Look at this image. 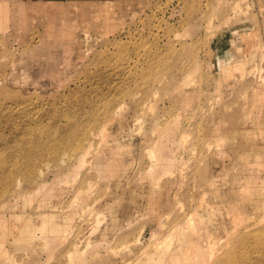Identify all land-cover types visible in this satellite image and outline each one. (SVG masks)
<instances>
[{
	"label": "rangeland",
	"instance_id": "374dc122",
	"mask_svg": "<svg viewBox=\"0 0 264 264\" xmlns=\"http://www.w3.org/2000/svg\"><path fill=\"white\" fill-rule=\"evenodd\" d=\"M0 5V264H264V0Z\"/></svg>",
	"mask_w": 264,
	"mask_h": 264
},
{
	"label": "bare ground",
	"instance_id": "6f19581e",
	"mask_svg": "<svg viewBox=\"0 0 264 264\" xmlns=\"http://www.w3.org/2000/svg\"><path fill=\"white\" fill-rule=\"evenodd\" d=\"M1 7H2V6L0 5V9H1ZM6 13H7V12H6ZM6 13H5V14H6ZM6 15H7V14H6ZM6 15H5V16H6ZM120 106H121V105H119V107L116 109V111H115V110H112V111L108 110V111H106V114L104 115V116H105V119H106V120L104 119V121H105L104 123H105V124H102L103 126H101V128L99 127L100 129L97 128L98 126H96V128L99 129V132H100V130H103L104 127H106L107 124H110L112 121H114V120L116 119V118H115L116 116H119V115H117V112H119L118 110L121 109ZM102 128H103V129H102ZM165 130H166V128H165ZM167 130H168V129H167ZM169 131H170V129H169ZM104 132L106 133L105 130H104ZM101 133H103V131H102ZM166 133H167V132H166ZM168 133H169V132H168ZM103 137H106V136L104 135ZM158 141H159V140H158ZM158 141H156V142H158ZM160 141L162 142V140H160ZM133 142H134V141H133ZM159 143H160V142H159ZM86 144H87V143H86ZM162 144H163V143H162ZM162 144H161V145H162ZM87 145H88V146H85V145H84V147H80V146H79V147H80V148H79V149H80V152H82L83 150H85L84 148L88 149V147H90V146H89L90 143H88ZM155 145H157V144H155ZM158 145H159V144H158ZM158 145H157V146H158ZM82 146H83V145H82ZM81 148H82V149H81ZM159 148H160V147H159ZM160 149H161V148H160ZM85 151H86V150H85ZM149 151H150V150H149ZM83 152H84V151H83ZM104 152H105V151H104ZM99 153H101V151H99ZM145 153H146V152H145ZM147 153H148V151H147ZM149 153H150V152H149ZM165 154H166V153H165ZM161 155H163V154H161ZM167 156H168V155H167ZM156 158H158V157H156ZM166 158H167V157H165V160H166ZM83 159H84L83 156H80V157H79V162H81ZM94 159H95V158H94ZM148 159H149V158H148ZM158 159H159V158H158ZM168 159H170V157H169ZM159 160H160V162L162 161L161 159H159ZM159 160H158V161H159ZM174 160H175V159H174ZM154 161H156V159H155ZM158 161H157V162H158ZM83 162H84V160H83ZM167 162H168V161H167ZM169 162H170L171 164L174 162V161H173V156H172L171 161H169ZM94 163H96V162L94 161ZM97 163H100V162H97ZM106 163H107V162H106ZM153 163H155V162H153ZM162 163H163V161H162ZM170 163H169V164H170ZM150 164H152V163H150ZM155 164H156V163H155ZM155 164H154V165H155ZM160 164H161V163H160ZM165 164H166V163H164L163 165H165ZM169 164H166V165L170 166ZM97 165H98V164H97ZM99 165H100V164H99ZM101 165H103V164L101 163ZM101 165H100V167H101ZM103 166H104V165H103ZM107 166L110 167L109 165H107ZM151 166L154 168L153 165H151ZM168 166H167V167H168ZM155 167H156V166H155ZM167 167H166V168H167ZM103 168L105 169V167H103ZM106 168H107V167H106ZM163 168H164V167H163ZM76 169H77V168H76ZM76 169H74V168L72 169L73 177H74L75 174H76ZM104 169H103V170H104ZM111 169H112V167H111ZM106 170H107V169H106ZM140 170H142V169H140ZM154 170H155V169H153V171H154ZM104 171H105V170H104ZM104 171H103V173H104ZM105 172H106V171H105ZM111 172H112V171H111ZM172 173H173V172H172ZM100 174H101V173H100ZM173 174H174V173H173ZM68 175H69V174H68ZM166 175H167V174H166ZM170 175H171V174H170ZM170 175H169L168 177H170ZM152 176H153V173H152ZM171 176H172V175H171ZM170 178H171V177H170ZM150 179H151V178H150ZM89 184H90V183H89ZM187 218H188V217H187ZM189 219H190V218H188V220H189ZM232 235H233V234H232ZM240 235H241V234H240ZM233 236H234V235H233ZM233 238H234V237H233ZM136 239H137V238H136ZM136 241H137V240H136ZM136 241H135V242H136ZM214 242H215V241H214ZM215 244H216V243H215ZM163 245H164V244H163ZM208 245H209V247H210V244H208ZM213 245H214V244L212 243V244H211V247H212ZM218 246H219V245H218ZM221 246H222V245H221ZM223 246H224V245H223ZM223 246H222V247H223ZM214 247H216V246H214ZM211 249H212V253H214L215 251L213 252V247L210 248V250H211ZM217 249H218V248H217ZM219 249H220V248H219ZM221 249H222V248H221ZM207 250H208V249H207ZM203 251H204V250H203ZM178 252H180V251H178ZM178 252L176 251L175 253L178 254ZM185 252H186V251H185ZM187 252H188V251H187ZM210 252H211V251H208V253H210ZM212 253H210V254L212 255ZM215 253H217V252H215ZM210 254H209V255H210ZM211 255H210V257H211ZM213 255H214V254H213ZM213 257H214V256H213ZM208 258H209V257H208ZM161 260H162V258H161ZM175 261H176V260H175ZM192 264H193V263H192Z\"/></svg>",
	"mask_w": 264,
	"mask_h": 264
}]
</instances>
